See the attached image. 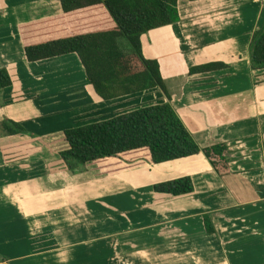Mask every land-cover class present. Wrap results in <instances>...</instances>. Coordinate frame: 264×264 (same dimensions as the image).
Here are the masks:
<instances>
[{
    "label": "crops",
    "instance_id": "obj_1",
    "mask_svg": "<svg viewBox=\"0 0 264 264\" xmlns=\"http://www.w3.org/2000/svg\"><path fill=\"white\" fill-rule=\"evenodd\" d=\"M178 11L142 36L143 53L199 145L229 146L223 175L202 153L152 164L148 151L69 170L66 130L168 98L156 88L105 100L76 53L30 62L23 28L40 26L29 38L40 42L71 34L62 4L0 0V69L12 79L0 90V264H264V69L250 52L264 0H180ZM209 64L227 67L192 71ZM183 177L193 193L153 190Z\"/></svg>",
    "mask_w": 264,
    "mask_h": 264
},
{
    "label": "trees",
    "instance_id": "obj_2",
    "mask_svg": "<svg viewBox=\"0 0 264 264\" xmlns=\"http://www.w3.org/2000/svg\"><path fill=\"white\" fill-rule=\"evenodd\" d=\"M180 0H60L68 18L71 34L50 39H29L40 31L36 25L23 28L26 55L30 62L76 53L85 67L90 82L105 100L146 92L159 88L168 102L142 106L108 120L74 127L65 131L69 145L60 155L69 170L106 160L121 159L124 155L148 151L150 163L161 164L204 154L221 175L230 170V148L227 144L209 147L199 145L171 103L156 60L145 58L142 36L148 32L180 21ZM129 44L126 52L123 41ZM251 64L254 70L264 69V24L254 33L251 44ZM224 64H209L193 72H208L226 68ZM12 79L6 69H0V90L10 88ZM1 127L7 134L25 132L24 127L4 121ZM157 193L174 196L194 192L191 177L155 184ZM209 234L214 225L205 217Z\"/></svg>",
    "mask_w": 264,
    "mask_h": 264
},
{
    "label": "rangeland",
    "instance_id": "obj_3",
    "mask_svg": "<svg viewBox=\"0 0 264 264\" xmlns=\"http://www.w3.org/2000/svg\"><path fill=\"white\" fill-rule=\"evenodd\" d=\"M123 44H124V46H125V50H126V52H130V50L128 51V49H129L130 47H129V44L127 43L126 40L123 41Z\"/></svg>",
    "mask_w": 264,
    "mask_h": 264
},
{
    "label": "built area",
    "instance_id": "obj_4",
    "mask_svg": "<svg viewBox=\"0 0 264 264\" xmlns=\"http://www.w3.org/2000/svg\"><path fill=\"white\" fill-rule=\"evenodd\" d=\"M1 262V261H0Z\"/></svg>",
    "mask_w": 264,
    "mask_h": 264
}]
</instances>
